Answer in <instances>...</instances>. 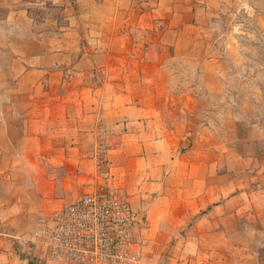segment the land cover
I'll list each match as a JSON object with an SVG mask.
<instances>
[{"label": "crops", "instance_id": "0c3cea01", "mask_svg": "<svg viewBox=\"0 0 264 264\" xmlns=\"http://www.w3.org/2000/svg\"><path fill=\"white\" fill-rule=\"evenodd\" d=\"M246 1L0 0V264L88 194L144 216L142 264H264V125L244 94L209 117Z\"/></svg>", "mask_w": 264, "mask_h": 264}, {"label": "built area", "instance_id": "2783aa9c", "mask_svg": "<svg viewBox=\"0 0 264 264\" xmlns=\"http://www.w3.org/2000/svg\"><path fill=\"white\" fill-rule=\"evenodd\" d=\"M52 221L33 234L45 249L40 264H142L137 238L146 221L126 197L84 195Z\"/></svg>", "mask_w": 264, "mask_h": 264}, {"label": "rangeland", "instance_id": "374dc122", "mask_svg": "<svg viewBox=\"0 0 264 264\" xmlns=\"http://www.w3.org/2000/svg\"><path fill=\"white\" fill-rule=\"evenodd\" d=\"M246 3L248 4L245 7L251 11V15L245 10L240 11L237 16L239 28L235 35L238 42L244 48L249 49L245 52V55H248V61L238 71L228 68L221 100H215L209 104V117L212 122H217L222 114H226L224 110H232L234 104L244 94L251 109L249 119L264 125V35L261 34L257 24L260 19L264 21V0H247ZM183 67L181 65V67L173 68L176 75L175 80L182 75ZM188 75L190 76L189 82H194L196 75L193 68L189 69ZM252 85H258L260 88L258 100L250 98L246 91Z\"/></svg>", "mask_w": 264, "mask_h": 264}]
</instances>
